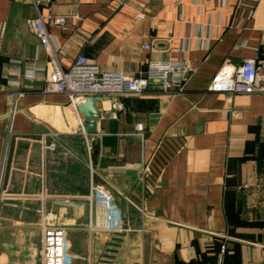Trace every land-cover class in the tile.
Listing matches in <instances>:
<instances>
[{
  "label": "crops",
  "instance_id": "1",
  "mask_svg": "<svg viewBox=\"0 0 264 264\" xmlns=\"http://www.w3.org/2000/svg\"><path fill=\"white\" fill-rule=\"evenodd\" d=\"M37 15L66 19L47 27L49 52L26 26ZM78 56L131 76L149 62L189 71L180 93L100 96L88 155L67 97L46 87ZM252 58L264 0H0V264L39 263L42 213L66 229L71 264H115L112 239L146 250L126 264L214 263L222 247L223 264H264V94L207 91ZM42 134L57 143L44 155ZM90 185L111 194L122 232L88 233Z\"/></svg>",
  "mask_w": 264,
  "mask_h": 264
},
{
  "label": "built area",
  "instance_id": "2",
  "mask_svg": "<svg viewBox=\"0 0 264 264\" xmlns=\"http://www.w3.org/2000/svg\"><path fill=\"white\" fill-rule=\"evenodd\" d=\"M120 4L124 0H116ZM149 1V0H148ZM48 0H32V4L38 6ZM26 26L37 38L39 45L49 52L51 36L47 27H57L62 31L67 30L66 19L59 16L42 17L26 20ZM144 50L152 51L153 44L144 45ZM188 66L184 62H149L145 71L139 76H131L123 72H107L90 62L83 56H78L71 67L64 71L57 65L47 73V90L64 94L70 106L73 108L81 135L84 137L85 148L88 155L92 153L93 145L87 137L82 118L77 112V105L83 102L87 96H115L118 98L137 96L142 94L151 81L162 83L163 92L180 93L182 81L188 72ZM27 79L33 77V69L25 71ZM207 91L214 94H264V60L245 59L238 66L225 67L212 78ZM47 134L40 137L41 152L56 149V142L48 141ZM3 193L0 187V201ZM88 202L92 208V216L87 227L88 233L109 232L119 233L123 231L117 209L110 193L105 189L90 185ZM40 231V246L38 264H70L68 256V242L66 229L63 226L54 225L48 217L42 213L38 227ZM224 247L214 263L223 264Z\"/></svg>",
  "mask_w": 264,
  "mask_h": 264
},
{
  "label": "water",
  "instance_id": "3",
  "mask_svg": "<svg viewBox=\"0 0 264 264\" xmlns=\"http://www.w3.org/2000/svg\"><path fill=\"white\" fill-rule=\"evenodd\" d=\"M149 83L152 82L149 81ZM100 101V96H87L84 98L83 102L77 105V112L86 124L85 130L87 132H95V122L99 114L96 104Z\"/></svg>",
  "mask_w": 264,
  "mask_h": 264
},
{
  "label": "rangeland",
  "instance_id": "4",
  "mask_svg": "<svg viewBox=\"0 0 264 264\" xmlns=\"http://www.w3.org/2000/svg\"><path fill=\"white\" fill-rule=\"evenodd\" d=\"M107 241H108V244L111 243L112 245L117 246V254L115 256L116 259L114 258L115 264H126L128 261V258L131 257L135 261L136 258L139 257V259H140L142 256H145V254H146V250H145V254H143L142 249L140 247L139 248L134 247L132 250H130V251H132L130 253L128 249L124 248V244L122 243L123 242L122 240L121 241L120 240L115 241L114 239H112L111 241L110 240H107ZM133 241L135 243L138 240L136 238H133ZM67 242H68V240H67ZM71 250H73V249L70 246V242H68V249H67L68 254L71 253ZM114 260H112V261H114ZM70 264H71V259H70Z\"/></svg>",
  "mask_w": 264,
  "mask_h": 264
},
{
  "label": "trees",
  "instance_id": "5",
  "mask_svg": "<svg viewBox=\"0 0 264 264\" xmlns=\"http://www.w3.org/2000/svg\"><path fill=\"white\" fill-rule=\"evenodd\" d=\"M204 263V262H203Z\"/></svg>",
  "mask_w": 264,
  "mask_h": 264
}]
</instances>
